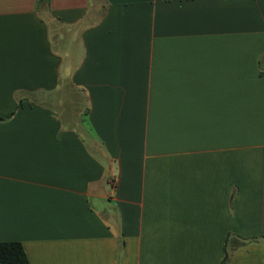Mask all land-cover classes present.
Here are the masks:
<instances>
[{"label": "crops", "instance_id": "0c3cea01", "mask_svg": "<svg viewBox=\"0 0 264 264\" xmlns=\"http://www.w3.org/2000/svg\"><path fill=\"white\" fill-rule=\"evenodd\" d=\"M0 118L29 264H264V0H0Z\"/></svg>", "mask_w": 264, "mask_h": 264}, {"label": "trees", "instance_id": "16d2710c", "mask_svg": "<svg viewBox=\"0 0 264 264\" xmlns=\"http://www.w3.org/2000/svg\"><path fill=\"white\" fill-rule=\"evenodd\" d=\"M4 119L0 118V122ZM254 240H242L232 235L224 239V256L220 264H229L233 253L239 247L245 246ZM0 264H29L24 249L19 242H0Z\"/></svg>", "mask_w": 264, "mask_h": 264}]
</instances>
